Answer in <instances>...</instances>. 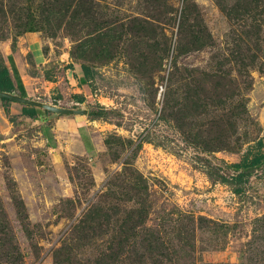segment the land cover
<instances>
[{
  "label": "rangeland",
  "instance_id": "rangeland-1",
  "mask_svg": "<svg viewBox=\"0 0 264 264\" xmlns=\"http://www.w3.org/2000/svg\"><path fill=\"white\" fill-rule=\"evenodd\" d=\"M29 32L0 264H264V0H0V43Z\"/></svg>",
  "mask_w": 264,
  "mask_h": 264
},
{
  "label": "crops",
  "instance_id": "crops-1",
  "mask_svg": "<svg viewBox=\"0 0 264 264\" xmlns=\"http://www.w3.org/2000/svg\"><path fill=\"white\" fill-rule=\"evenodd\" d=\"M2 50L4 51V56L6 61L3 67L6 69L10 82L12 84V95L14 97L22 98V95L28 96L40 90V85L36 83L39 79L43 81L41 74V67L43 66L44 56L42 54L40 40L36 33L29 32L21 36L15 41H10L4 39L0 43ZM81 76V75H80ZM54 84H57V82ZM57 86V85H55ZM41 87H44L41 85ZM46 88V87H45ZM8 100L7 111L9 114H19L21 113L24 104L16 99ZM75 104V103H74ZM53 106V105H52ZM55 108L54 116L58 122L62 121L63 116L59 112L64 113V115H71L76 110L72 107L62 108V111L58 106H53ZM79 113V112H78ZM83 115L78 114L79 118ZM4 105L3 101L0 99V131L7 129V122L4 120ZM81 119L76 118V126H81ZM71 122L75 123V118L70 119L68 122L69 128L71 127ZM73 124V123H72ZM62 125V124H60ZM57 126L52 128V130L57 133ZM72 132V131H71ZM78 132V131H77ZM66 134V132H65ZM79 134V132H78ZM71 139H73V133H71ZM90 135V134H89ZM75 136V135H74ZM79 147L82 151H90L93 146V141L90 136H86L85 133L78 135ZM67 141H70L68 139Z\"/></svg>",
  "mask_w": 264,
  "mask_h": 264
},
{
  "label": "trees",
  "instance_id": "trees-1",
  "mask_svg": "<svg viewBox=\"0 0 264 264\" xmlns=\"http://www.w3.org/2000/svg\"><path fill=\"white\" fill-rule=\"evenodd\" d=\"M82 71L84 74L87 73L86 67L82 66ZM0 91L4 92H11L12 91V84L8 77L7 71L4 67L0 68ZM23 111V109H22ZM259 161V158H253L251 164H255Z\"/></svg>",
  "mask_w": 264,
  "mask_h": 264
},
{
  "label": "water",
  "instance_id": "water-1",
  "mask_svg": "<svg viewBox=\"0 0 264 264\" xmlns=\"http://www.w3.org/2000/svg\"><path fill=\"white\" fill-rule=\"evenodd\" d=\"M0 96H5V97H9V98H11V99H16V100H19L20 102H28V103H32L33 101H29V100H25V99H22V98H18V97H14V95H12V94H7V93H5V92H2V91H0ZM52 108H54V107H52ZM54 110H55V108H54Z\"/></svg>",
  "mask_w": 264,
  "mask_h": 264
}]
</instances>
